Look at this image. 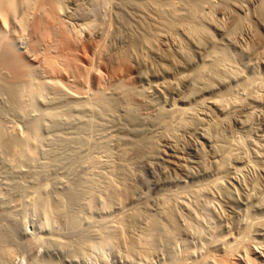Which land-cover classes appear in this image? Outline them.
<instances>
[{
  "label": "rangeland",
  "instance_id": "374dc122",
  "mask_svg": "<svg viewBox=\"0 0 264 264\" xmlns=\"http://www.w3.org/2000/svg\"><path fill=\"white\" fill-rule=\"evenodd\" d=\"M132 1L134 4L132 3L130 5V3L128 4V0H70L69 2L72 3L69 4V6H72L73 4H75V2H84L85 4L86 2H95V5H97L96 7L98 8H96L95 10L99 12L98 13L96 11L97 14L106 16H104V19L106 20V24L110 27L111 30L107 38L108 51L111 53L118 48H122V46L125 47V49L127 48L128 52L130 51V58L132 57L131 60L134 63V66H136L135 72L138 81L137 87L139 88H137V90H140L138 91L139 94L143 93V95H140L144 97L141 99L145 101L141 100V104L140 102L133 104L128 98H125L127 96L121 95V93L119 96V92L114 93L112 95L113 98L115 95H117L119 98L115 96L117 99L115 98L113 101L112 98V101L115 105L120 104L118 107L117 105L115 106V108L119 111L114 108V112H117L114 114L115 116L112 114V112L105 116V118L103 117L104 119L102 117L98 118L99 116L96 115H94V117H96L94 118L91 112H89L88 114V111H86L84 114L85 120H67L69 122L65 120L64 123V121L57 122V120H54V122H52L53 120L51 118H47L45 116L43 118L42 113L40 115L43 106L45 104H48L49 100L51 101V103L53 100V97L51 100V97L47 93L45 97L43 96L44 99L40 97L43 100L38 98L39 100H41L39 103H37L39 100L32 99L36 104L33 103L30 99H27V103L26 98H23V101L20 104V107H22L16 114H13L14 116L9 113L7 115H4L2 118L3 131H5L4 134H6V139L8 138L7 140H9V142L10 140L14 142L20 140L21 136L23 137V135L25 134L24 131H26V129L29 128L28 126H30L32 124V121H34L33 118L36 117L35 119L38 120L39 116H41L42 119L46 118L44 122V120H42L40 117V120L43 121L42 124L41 122H39L40 128L39 132L37 133H39L40 135L38 134V137H36L35 135L34 139H37L34 140V142L32 141V145L30 144V147L25 146L24 148H22V146L17 145V143L12 146L11 144H13L14 142H10L12 148H9L11 147L10 145H7L8 147L4 145V147L6 146V148H3L2 150L0 149V214L6 215L5 221L6 219L7 221H9L13 217V219H11L9 222L12 221L11 225L15 224L13 227H16L15 229L17 230L16 237L19 236L17 240L19 242H17L18 249L16 248V251H18L19 255H17V259H19L16 260L17 264H29L32 260L37 258L45 259L51 257L52 259H56L57 261L61 260L64 264H176L178 261L179 263L177 264H185L187 260L188 262H193L194 260V262H196V260L199 261L204 254L208 255L207 253H211L213 250V252L222 254L226 247V245L224 244L228 243V241L232 242L235 235H237L241 230H243L246 227V224H249L253 220V218L250 216L251 214L254 215L258 213L259 215H263L261 209L264 207V172H262V170L260 169V162L264 161V101L262 99L264 97L258 99V102L256 100L246 102L247 104L249 103V105L254 102V106L253 104L252 106L253 108H258H256L258 113L254 109L250 108L252 106L249 107L248 105H241L242 107L239 106L237 111L233 112V104L229 100H226L223 102V105L225 104L223 107L221 106V103L215 104L217 107L214 104H211L210 106V104L207 103L209 106H207L208 110H204L205 112L201 110V113L200 110L197 109L198 111L195 110L197 113L194 112V116H189L186 113H183L184 115H187L186 117L183 114L179 115L180 118L175 119L172 124L170 123L171 127L167 129V133L160 131L159 127H157L156 123L154 122V108L158 109V107L160 108V106L164 109L167 107L169 108L172 102H176V104L181 106L190 104L194 106L197 99H202V97H204V99H208V97L213 96L216 92L225 88V85L228 82H224L223 80H221V77H218L217 75L215 76L212 72H204L206 74L203 78L207 81H204L203 79H198L199 77L197 76L200 75V73L197 72H201L200 66L203 65L205 57L210 54L214 46H225V49H228L231 54L234 53V56H239V54H241L243 62L245 61L244 63L249 66V69L252 68V63L254 62L259 64L256 65L260 66L259 69L261 71H264V41L262 42L263 52L261 51L262 53H260V56L262 57L260 58H257L255 53L252 51L250 52L248 50L247 52L246 47L248 42L251 40L250 38L252 37V32H254V30H259L258 32H260V35L264 40V18L261 19L260 22V19H258L257 15H255L257 13L259 0H230L231 2L229 4L231 6L230 9L232 10V12H234V14L236 13V15L238 16L241 15L240 17L245 18V23L242 29L243 32L241 36H239L240 38L238 37L235 39L237 40L236 42L229 41L227 36L225 35L226 32L228 33L230 31V26H232L231 16H229V14L227 13L221 12L219 7L217 8V6H210L213 3L217 4L219 0H210L209 3L208 0H203V2L205 1L207 4H205V2H202V4L206 6L200 5L202 8H200L198 16L196 15L197 17L193 22L194 24L198 25L200 23V26L207 27V29L211 31L210 34L212 33L211 36L209 34V37L205 32L199 33L200 35L190 34V29H188L189 27L186 24V21H182L183 18L187 17L188 7L186 6H189L188 3L190 0H167V4L165 3L167 7L165 5L163 7L164 11L167 12V26L166 29L162 30L161 28L164 27L162 26L163 24L160 23L162 22L161 15L159 17L158 10L154 11V7L156 9L158 6L157 4L161 2V0H151V2L153 1L152 5L156 2V4H154L155 6H151L153 9L152 11H154L156 15L152 11L148 12L149 9L151 10V7L148 6V4L151 5V2L148 3V0H145L144 2H142V0L139 2L138 0H129V2ZM140 2L141 7H149L147 9L142 8L143 12L144 10H146L145 13L141 11V7H136V5ZM103 3L105 6L103 5ZM146 3L148 4L146 5ZM98 6L100 7V9ZM134 7H136L137 9ZM146 12L150 13V17L154 20L155 24H159V26H161L159 29L160 31L157 30V26V34H155V36L152 35L153 38L151 37L150 40L147 42L144 41V36L148 33H146V27L148 26L146 25V22L148 24V22L150 21V17H147L148 13L146 14ZM153 15H155L156 17H152ZM210 15L211 17L214 15L213 18L215 20H219L217 21L219 22V29L221 30L216 28V26L211 23L213 22V20L212 18H210ZM206 16L208 17V19L206 18ZM156 20L160 21L158 22ZM168 20L170 21V23ZM207 20L210 21L208 22ZM144 27L146 29H144ZM192 36L194 37V40ZM214 37L216 40L214 39ZM132 38H137L138 40L135 44V46L137 45L136 47H130L131 42L133 41ZM164 49L167 51V54H173V56H171L173 58H171L170 55H168L167 58L161 55L162 52H166ZM208 49H211L210 52H207L209 51ZM244 49H246V52L244 51ZM257 60L258 62H256ZM251 64L252 66H250ZM196 73L197 75H195ZM212 75H214L215 77H212ZM0 99V101H3L1 95ZM29 100L32 103H30ZM45 100L48 101L45 102ZM57 101L58 100H56V102ZM115 101L117 103H115ZM51 103H49V105H53ZM165 103L167 104V106ZM257 105L260 107H258ZM223 114H227L228 116L230 115L226 122H223V120L220 121V119H222V117L224 116ZM109 115H111V117L113 115V117L110 118ZM87 116L89 117L88 120H93L92 123L89 122V124H87L85 122L87 121ZM106 118L108 119L107 121ZM94 119L96 120L94 121ZM184 120H186L187 122ZM180 121H182V123L184 122L185 124L183 123L184 125H181ZM70 122L72 123L70 124ZM78 122L79 125L76 124ZM186 124L189 127H187ZM81 126L83 129L81 128ZM57 130L59 131L57 132ZM205 131H207V134L205 133ZM106 134L109 135L110 138L109 136L107 137ZM207 136L209 138H207ZM15 137H18L19 139L15 140ZM136 137L140 138L141 140H149V138L154 137L151 140L155 139V144L157 143L156 139H158V145H156L159 146L161 144L160 146L163 149L165 148L167 150V158H169L163 161L164 163L162 166H160L162 162H159L160 164L158 163L154 165V169L147 168L145 160L143 159L138 161V159L134 157V149L132 150L130 148L132 147L131 141L136 139ZM12 138H14V140H12ZM127 138L133 139H131L130 141ZM82 139L83 141L80 142V140ZM227 140H229V142L232 141L233 143L237 141V144H239V141L241 140L243 142V147L245 148L240 149L239 151L242 150L240 153L237 150L238 155L230 158L231 161H228L230 165H228L227 163V165L230 167L224 165L225 168L223 169H226V167L229 168L224 171L223 169H221V156H219L222 153L220 149V147L222 146L219 145H223L222 143H224V141L226 143ZM77 141L79 143L76 144ZM103 141L106 143V147H108L107 149H105L106 147H102L104 144ZM57 142H60V144H58ZM213 144H215L217 147L213 146ZM32 146H34V148H32ZM236 146L238 147V145ZM120 147H122V149ZM127 147L130 149H127ZM99 149L101 151H99ZM86 157L89 159H87ZM170 158L171 160H169ZM247 159H251V163H249ZM174 162L179 163L174 164ZM46 164H48V166L45 167ZM239 166L243 169L239 171L237 170V172L236 169L239 168ZM42 169L45 171H43ZM220 169L223 171L221 172ZM40 170L44 173L40 172ZM101 172L102 174H100ZM220 173H223L222 175H224L225 179L222 176L223 179H221L219 183H214V181L218 179L217 177L221 176ZM107 175H110V178L114 177L113 180L115 179V181L118 182L119 185L125 180V182H128V184L132 186V196L130 197V199H125V201L122 199L123 201L119 200L120 202H113L114 204L110 203L111 205L109 206L111 207H108L107 200L105 198V195L103 194V191L105 190L103 189V187H105V184L107 183ZM99 176H101V178ZM15 181H17L18 183L20 182V184L15 183ZM13 183H15L16 186L18 185V188L19 185H22L20 186V189H17L16 187V190H13ZM210 183L213 184L211 185ZM76 184L81 185H79L78 187ZM82 184L86 185L83 186ZM93 184H95L96 186ZM68 185L71 189L68 188ZM72 185L77 186H75L76 190H79L82 187L84 188V190L83 188L81 189L84 193H81L82 196L79 197L80 199H76L79 200L78 202L76 200H73L72 197L70 198V195L67 194V190L69 193V190H72V187H74ZM91 188L92 190H90ZM96 191H98L96 198L97 200L94 199V202L97 201L98 204L93 202L96 205H87L89 200L88 198H91L90 194L94 195L96 194ZM98 195L101 197L98 198ZM102 195H104V198ZM65 196H68L69 198L66 199ZM95 196L96 195H94V197ZM41 197H44V199ZM64 197L65 199H63ZM69 199H71L70 202H68ZM165 199H169V201H166ZM48 200H50V204ZM62 200H65V202H63ZM59 201L62 204L63 209H66V211L68 212L67 213L66 211H63V213H60L63 214V216H61L57 212H54L53 210L51 211L50 209L53 204L59 203ZM73 201L75 202V204L73 203ZM259 201L263 202H260L261 205L263 204V207L260 206L262 208L259 207ZM104 202H106V205L104 204ZM254 203L256 205H254ZM101 204L105 207L102 208ZM45 206L48 210H45ZM68 206L70 207V209ZM92 206L93 210L91 208ZM133 206L134 208L136 207L135 209H137L138 207V210H143L147 212L148 216H150L147 218V220L145 217H143L145 219H140L139 221L141 223L138 222L140 224L137 223V226H130L131 230H128L129 226H127L128 228L124 232L125 235L122 241H107L105 238L107 234L105 235V232L101 229L103 227V221L110 223V221H108L109 219H112L115 216L121 214H128L129 212H131V210L134 209ZM8 209L9 211L11 210V214L14 215H10V212L8 214ZM75 210L79 213V215ZM46 211L49 212V215H47L48 218L44 216V214H47ZM168 212L174 215L173 226L172 224H169L170 221L167 220V217L169 219L170 214ZM52 213L53 215H51ZM69 213H71V217L73 215L75 216V214L77 215V217L80 215L82 217L80 216L78 217V219L76 218V222H72L75 225H72V223L69 224L67 222L68 220L66 219V215ZM62 217L64 218V222L62 220ZM106 217L108 219H106ZM153 218L155 220L157 219V221L164 225V227H167V229L163 227V231L161 230V232H159L160 234L158 233V236H156L155 240L156 243L153 246L152 252L150 251V253L148 252L149 254H147L146 252H143L145 250L144 248H142V244V246L140 245V243H137L136 245V243L131 242L130 238L133 233H139V229L149 223L148 219ZM24 222H26V226L24 225ZM100 222L102 224H100ZM251 226L253 227L251 228L250 232H252V235L255 236V238L257 237L256 239L258 241L260 240L258 244L254 246L252 245L250 249L251 255L255 257V260L257 262L259 261V264H264V228L261 226V224L257 225V223L252 224ZM41 232H48L50 234H60L62 232V236L71 239V245L68 244V248L67 245L63 247L64 245H56L54 243H49L45 245L40 242L36 236L41 234ZM79 234H81L82 237ZM84 234L85 238L83 237ZM77 235H79L78 237L81 238H78ZM82 238L86 240V243L83 242L84 240L82 241ZM86 238L92 243H88V240ZM217 238L219 239L216 240ZM99 242L103 243L101 244ZM130 242L133 245H131ZM82 243L83 246H81V248L80 245ZM87 243L91 246L87 247ZM213 244L214 247L212 246ZM85 246L87 248H85ZM76 248H78L79 251H77ZM209 250L212 251L210 252ZM243 252L244 251L241 252V250H238L236 252L237 264H246V262L248 264L250 263L247 260L245 261L246 257L244 258L245 255ZM144 254L147 255L145 256ZM17 261L21 262L18 263Z\"/></svg>",
  "mask_w": 264,
  "mask_h": 264
},
{
  "label": "bare ground",
  "instance_id": "6f19581e",
  "mask_svg": "<svg viewBox=\"0 0 264 264\" xmlns=\"http://www.w3.org/2000/svg\"><path fill=\"white\" fill-rule=\"evenodd\" d=\"M70 0H0V95L3 101H0V149L2 150L3 148H6V146L10 145V142L13 143L14 141L9 142V140L6 139V134H4L5 131H3V124H2V118L4 115H7L9 113H11V115L16 114L20 108V104L23 101V98L30 99L33 103H35L32 99L34 100H39L38 98L42 97L44 99V97L47 95V93L49 94V97L52 100L49 102L48 100H45V102L48 101V104H45L43 106V108L41 109L42 112H40V115L42 113V117L44 118H51L54 122V120L57 122H62L65 120H85V112L88 111L87 113L89 114V112L92 113L93 117L94 115L99 116L100 117H104L107 116L108 114L112 113L113 115L117 112H114V108L115 105L114 104V99L116 98L115 95L113 98V94L114 93H118V95H125L133 104L135 103H139L142 97L141 95H143V93L140 95L137 90V76H136V72H135V67L134 63L132 62L131 58H130V54L127 50V48L125 49V47L122 46V48H118L113 52H109L108 51V46H107V38L109 35L110 27L106 24V20L104 19V16H102L101 14H97V10H95L97 7V5H95V2H86V4L84 2L82 3H76L73 4L72 6H69V4H71L69 2ZM136 1V0H135ZM141 0H138V2ZM145 0H142V2H144ZM155 1V0H153ZM153 1L151 2V0H148L147 2L150 3L151 5H149L148 3H146V5L148 4L149 7L151 6H155L154 4H156V2L152 5ZM157 1V0H156ZM171 1V0H169ZM177 1V0H176ZM185 1V0H184ZM189 1V0H188ZM207 1V0H205ZM204 1V2H205ZM213 1V0H212ZM211 1V2H212ZM74 2V1H73ZM80 2V1H77ZM98 2V1H97ZM126 2V1H125ZM167 0H161V2H157L158 6L155 9L154 7V11L158 10L159 13V17L161 15V20L164 28L162 29H166L167 26V12L164 11L163 7L164 5L167 7ZM183 2V1H182ZM203 0H190L188 5L186 6L188 7V14L186 18H183L182 21H186V24L188 25V29L190 34L193 35H200L199 33L201 32H205L207 34V36L209 37L210 34V30L207 29V27L204 26H200V23L194 24V20L195 18L198 16L199 10L200 8H202L200 5L206 6L204 4H202ZM203 2V3H204ZM210 2V0H208V3ZM230 0H219V2L213 3L210 6H217V8L219 7L220 11L223 13H227L229 14V16H231L232 18V26H230V31L227 33L226 32V36L228 38L229 41L231 42H236L237 40H235L236 38H238L239 36H241L242 34V29H243V25L245 23V18L240 17L238 15H236V13L234 14V12H232V10L230 9ZM234 2V1H233ZM99 3V2H98ZM101 3V2H100ZM124 3V2H123ZM130 3V5L133 3L129 2L128 0V4ZM166 3V4H165ZM184 3V2H183ZM186 3V2H185ZM97 4V3H96ZM106 4V3H105ZM121 4V3H120ZM125 4V3H124ZM134 4V3H133ZM136 4V3H135ZM139 4V5H138ZM136 5V7L140 8L141 6V2L138 3ZM143 4V3H142ZM169 4V2H168ZM174 4V3H173ZM187 4V3H186ZM205 4H207L205 2ZM237 4V3H235ZM104 5V3H103ZM145 5V3H144ZM143 5V6H144ZM232 5V4H231ZM234 5V3H233ZM105 6V5H104ZM103 6V7H104ZM236 6V5H235ZM238 6V5H237ZM99 7V6H98ZM131 7V6H130ZM133 7V6H132ZM134 7V8H136ZM147 7V6H145ZM147 7V8H149ZM208 7V6H207ZM141 7V11L143 12V9H147V8H143ZM174 8V7H173ZM172 8V9H173ZM177 8V6H176ZM214 8V7H213ZM212 8V9H213ZM98 9V8H97ZM100 9V7H99ZM118 9V8H117ZM137 9V8H136ZM208 9V8H207ZM140 10V9H139ZM152 7L151 10L149 9L148 12L152 11ZM166 10V9H165ZM174 10V9H173ZM97 11V12H96ZM102 11V10H101ZM146 10H144L143 13H145ZM152 11V12H154ZM210 11V9H209ZM208 11V12H209ZM214 11V10H213ZM146 12V14L148 13ZM151 12V14H152ZM157 12V11H156ZM99 13V12H98ZM126 13V12H125ZM155 13V12H154ZM184 13V12H183ZM255 13V12H253ZM123 14V13H122ZM130 14V13H129ZM149 14V15H148ZM147 14V17L151 16L150 13ZM166 14V15H165ZM174 14V13H173ZM203 14V13H202ZM156 15V13H155ZM155 15H153L152 17H154ZM197 15V16H196ZM257 15V18L261 19L264 18V0H259V5H258V9H257V13L255 14ZM203 16V15H202ZM214 16V15H213ZM213 16L210 18H212L213 25L216 26V28H220L219 26V20H215L213 18ZM217 16V15H216ZM106 17V16H105ZM145 17V16H144ZM156 17V16H155ZM175 17V16H174ZM178 17V16H177ZM183 17V16H182ZM181 17V18H182ZM228 17V16H227ZM206 18L208 19V17L206 16ZM150 19V24L148 22H146V25H148L146 28L144 27V29H146V33L144 36V41L147 42L150 40V38L152 37V35L155 36V34H157L158 31H156V28L158 26V29H160L161 26H159V24H155L154 20ZM180 19V18H179ZM185 19V20H184ZM211 20V21H212ZM122 21V20H121ZM140 21V20H139ZM158 21V20H156ZM160 21V20H159ZM158 21V22H159ZM169 21V20H168ZM171 21V19H170ZM169 21V23H170ZM201 21V20H200ZM208 21V20H207ZM210 21V20H209ZM208 21V22H209ZM264 21V19H263ZM156 22V23H158ZM198 23V21H197ZM202 23V22H201ZM222 23V22H221ZM247 23V22H246ZM127 24V23H126ZM185 24V23H184ZM186 25V27H187ZM205 25V24H204ZM117 26V25H116ZM127 26V25H126ZM182 26V25H181ZM207 26V25H206ZM210 26V25H209ZM208 26V27H209ZM258 26V25H257ZM130 27V26H129ZM173 27V26H172ZM185 27V26H184ZM224 27V26H223ZM132 28V27H131ZM140 28V27H139ZM252 28V27H251ZM120 29V28H119ZM186 29V28H185ZM210 29V28H209ZM116 30V29H115ZM221 30V29H219ZM160 31V30H159ZM259 31V30H258ZM256 30H254V32H252V37L250 38L251 40L248 42L247 44V52L248 50L251 52H254L256 57L260 58L262 56H260V53H262V42L264 41L260 35V32H258ZM156 32V33H155ZM214 32V31H213ZM160 33V32H159ZM204 33V34H205ZM212 34V33H211ZM210 34V36H211ZM128 36V35H127ZM158 37V36H157ZM191 37V36H190ZM216 37V36H215ZM214 37V39H215ZM153 38V37H152ZM193 40L194 37L192 36ZM240 38V37H239ZM244 38V37H243ZM133 41L131 42V46H135V44L137 43V38H132ZM143 39V38H142ZM216 40V39H215ZM140 41V38H139ZM200 41V40H199ZM210 41V40H209ZM225 41V40H224ZM141 43V42H140ZM247 43V42H246ZM144 44V43H143ZM127 45V44H126ZM199 45V44H198ZM137 46V45H136ZM135 46V47H136ZM200 46V45H199ZM202 46V45H201ZM214 46V45H213ZM204 47V46H203ZM129 48V47H128ZM229 48V47H228ZM125 49V50H124ZM130 49V48H129ZM154 49V48H153ZM212 49V48H211ZM210 49V50H211ZM165 50V49H164ZM162 50V51H164ZM209 50V49H208ZM207 51V52H210ZM132 51V50H131ZM156 51V50H155ZM166 51V50H165ZM172 51V50H171ZM204 51V50H203ZM244 51L246 52V49H244ZM243 51V52H244ZM262 51V52H261ZM242 52V53H243ZM164 53V54H163ZM180 54V53H179ZM234 54V53H233ZM233 54H231V52L228 49H225L224 47H219L214 46V48L211 50L210 54L207 55L205 57V63L203 62V65L200 66L201 72H197L200 73V75H197V73L195 75H197L196 77L198 79H203L205 80L203 77L206 73L212 72L215 76L217 75L218 77H221L224 82H228L225 85V88L223 90H220L218 92H216L213 96L208 97V99H204V97H202V99H197L196 103L194 104V106H192V104L190 105H178L176 104V102H172L170 107L167 108H162L160 105V108L158 107V109L154 108L155 112V116H154V122L156 123L157 127H159V130L162 132H166L167 133V129L169 127H171L170 123L172 124V122L177 119L180 118L179 115L186 113L187 115H193L194 112L200 110V112L202 113L201 110H208L207 106H209L208 104H217V103H221V106L223 107V102L226 100H229L233 106V112H236L238 107L241 105H248L249 107L254 106V102L251 103V105H249V103L247 104L246 102H251L252 100H258L262 97H264V71H261L259 69L260 66H258V63H252L250 66H252L251 69H249V66L247 64H245L243 62V58L241 57V54H239V56H234ZM238 54V53H237ZM249 54V53H248ZM164 57L167 58L168 55L173 56V54H167L166 52H162V54ZM262 55V54H261ZM176 56V55H175ZM169 57V58H170ZM251 57V56H250ZM165 58V59H166ZM173 58V57H171ZM256 60V59H255ZM179 61V59H178ZM182 61V60H181ZM165 62V61H164ZM258 62V60L256 61ZM258 64V65H256ZM200 71V70H199ZM203 72V73H202ZM206 72V73H204ZM194 75V76H195ZM211 75V73H210ZM212 75V77L214 76ZM214 76V77H215ZM189 77V76H188ZM209 77V76H208ZM214 79V78H213ZM215 80V79H214ZM200 81V80H199ZM198 81V82H199ZM196 82V81H195ZM201 83V82H200ZM208 83V82H205ZM225 84V83H224ZM161 85V84H160ZM206 85V84H205ZM163 86V85H162ZM140 87V86H139ZM159 87V86H158ZM203 87V86H202ZM139 89V88H138ZM209 89V88H208ZM263 94V95H262ZM52 95V96H51ZM212 95V94H211ZM3 96V97H2ZM44 96V97H43ZM118 97V96H117ZM4 98V99H3ZM42 98H40L41 100H43ZM48 98V97H47ZM113 98V101H112ZM119 98V97H118ZM121 98V97H120ZM124 98V97H123ZM167 98V97H166ZM117 99V98H116ZM264 101V98H262ZM261 99V101H262ZM1 100V99H0ZM29 100L30 103H32ZM41 100H39L37 103H39ZM55 100V101H54ZM56 100H58L57 102L60 103L58 104L56 102ZM126 100V99H125ZM54 101V103H53ZM120 101V100H119ZM145 101V100H143ZM28 103V100L26 101ZM56 102V103H55ZM258 102V101H257ZM29 103V105H30ZM44 103V102H43ZM49 103L53 104V105H49ZM115 103H117L115 101ZM120 103V102H119ZM167 103V102H166ZM165 103V104H166ZM208 103V104H207ZM229 103V102H228ZM246 103V104H245ZM36 104V103H35ZM58 104V105H55ZM141 104V102H140ZM170 104V103H168ZM23 105V104H22ZM39 105V104H38ZM120 104L117 105V107ZM132 105V104H131ZM156 105V104H155ZM162 105V104H161ZM27 106V105H26ZM40 106V105H39ZM157 106V105H156ZM165 106V105H164ZM167 106V104H166ZM216 106V105H215ZM250 107L251 109H254L255 111H257L256 108ZM258 106V105H257ZM24 107V106H23ZM217 107V106H216ZM219 107V105H218ZM242 107V106H241ZM260 107V106H258ZM140 108V107H139ZM144 108V107H143ZM24 109V108H23ZM116 109V108H115ZM122 109V108H121ZM153 109V108H152ZM198 109V110H197ZM260 109V108H259ZM118 110V109H116ZM115 110V111H116ZM125 110V109H124ZM196 110V111H195ZM224 110V109H223ZM264 110V109H263ZM262 110V111H263ZM28 111V110H27ZM119 111V110H118ZM210 111V110H209ZM215 111V110H214ZM227 111V110H226ZM252 111V112H255ZM205 112V111H204ZM225 112V111H224ZM261 112V111H260ZM90 113V115H91ZM94 113V114H93ZM124 113V112H123ZM128 113V112H127ZM131 113V112H130ZM129 113V115H130ZM143 113V112H142ZM197 113V112H196ZM195 113V114H196ZM258 113V111H257ZM264 113V112H263ZM149 114V113H148ZM184 115L185 117L187 115ZM217 114V113H216ZM229 114V113H228ZM112 115V117H113ZM224 115V114H223ZM233 115V114H232ZM256 115V114H255ZM14 116V115H13ZM115 116V115H114ZM183 116V117H184ZM188 116V117H189ZM194 116V115H193ZM191 116V117H193ZM230 116V115H229ZM229 116L226 114L222 117V119H220V121L223 120V122H226L227 119L229 118ZM242 116V115H241ZM9 117V116H8ZM17 117V116H16ZM39 116V120H40ZM41 117V119H42ZM92 117V116H90ZM110 118L111 115H109ZM136 117V116H135ZM182 117V116H181ZM237 117V116H236ZM36 118V117H35ZM33 118L34 121H32V124L30 126H28L29 128L26 129V131H24V135L23 137L21 136L20 140L15 141L13 144H11L12 146H14V144L17 143V145L22 146V148H24L25 146L30 147L32 145V141L34 142L35 135L36 137H38L37 135L39 133V126L40 123L42 124V120H38ZM88 116H87V121H85L87 124H89V122L92 123L93 120L90 121V119L88 120ZM96 118V117H94ZM101 118V119H102ZM103 118V119H104ZM108 118V117H107ZM106 118V121L108 120ZM239 118V117H238ZM249 118V117H248ZM13 119V118H12ZM11 119V120H12ZM18 119V118H17ZM64 119V120H63ZM100 119V120H101ZM96 119H94L95 121ZM99 120V121H100ZM129 120V119H128ZM136 120V119H135ZM172 120V121H171ZM180 120V119H178ZM183 120V119H182ZM15 121V120H14ZM18 121V120H17ZM76 121V122H77ZM133 121V120H132ZM186 121V120H184ZM242 121V120H241ZM5 122V121H4ZM3 122V123H4ZM11 122V121H10ZM13 122V121H12ZM47 122V121H46ZM69 122V121H67ZM75 122V121H73ZM84 122V121H83ZM134 122V121H133ZM181 122V125L184 123ZM187 122V121H186ZM72 122H70L71 124ZM99 123V122H98ZM101 123V122H100ZM215 123V122H213ZM250 123V122H249ZM13 124V123H12ZM17 124V123H16ZM15 124V125H16ZM56 124V123H55ZM77 125H79V122L76 123ZM83 124V123H82ZM85 124V125H87ZM149 124V123H148ZM185 124V123H184ZM183 124V125H184ZM69 125V124H68ZM81 125V124H80ZM84 125V124H83ZM102 125V124H101ZM118 125V124H117ZM137 125V124H136ZM187 125V124H186ZM5 126V125H4ZM43 126V125H42ZM13 127V126H12ZM19 127V126H18ZM56 127V126H55ZM59 127V126H58ZM62 127V125H61ZM77 127V126H76ZM174 127V126H173ZM187 127H189L187 125ZM82 128V126H81ZM117 128V127H116ZM44 129V128H43ZM48 129V128H47ZM57 129V128H56ZM83 129V128H82ZM85 129V128H84ZM103 129V128H102ZM115 129V128H114ZM158 129V128H157ZM172 129V128H171ZM169 129V130H171ZM205 129V128H204ZM42 130V129H41ZM135 130V129H134ZM168 130V132H169ZM206 130V129H205ZM17 131V130H16ZM59 130H57L58 132ZM88 131V130H87ZM106 131V130H105ZM133 131V130H132ZM137 131V130H136ZM156 131V130H155ZM154 131V132H155ZM19 132V131H18ZM43 132V131H42ZM108 132V131H107ZM112 132V131H111ZM141 132V131H140ZM171 132V131H170ZM207 131H205L206 133ZM211 132V131H210ZM41 133V132H40ZM81 133V132H80ZM98 133V132H97ZM191 133V132H190ZM227 133V132H226ZM60 134V133H59ZM122 134V133H121ZM173 134V133H172ZM176 134V133H175ZM207 134V133H206ZM262 134V133H261ZM40 135V134H39ZM81 135V134H80ZM107 135V134H106ZM113 135V133H112ZM209 135V134H208ZM260 135V134H259ZM57 136V135H56ZM62 136V135H60ZM109 135H107L108 137ZM116 136V135H115ZM124 136V135H123ZM154 136V135H153ZM167 136V135H166ZM204 136V135H203ZM249 136V135H248ZM19 137V136H18ZM15 137L16 139L19 138ZM59 137V135H58ZM69 137V136H68ZM74 137V136H72ZM82 137V136H81ZM113 137V136H112ZM126 137V136H125ZM143 137V136H140ZM152 137V135H151ZM163 137V136H162ZM206 137V136H205ZM264 137V136H263ZM62 138V137H60ZM79 138V137H78ZM84 138H88V137H84ZM110 138V136H109ZM108 138V139H109ZM124 138V137H123ZM135 138V137H134ZM145 138V137H144ZM154 138V137H153ZM153 138H149V140H141L140 138L134 139L133 141H131V139L133 138H127L129 139L132 143L130 147L132 150L134 149V157L139 160H145V163L147 165V168L151 169V168H155L154 165L158 164L159 162L162 164L160 166L163 165V161L167 160V150L164 148H162L160 145L157 146L158 144V139H156V144H155V139L151 140ZM207 138H209L207 136ZM49 139V138H48ZM58 139V138H57ZM73 139V138H71ZM70 139V140H71ZM115 139V138H114ZM219 139V138H218ZM221 139V138H220ZM229 139V138H228ZM254 139V138H253ZM12 140H14V138H12ZM41 140V139H40ZM53 140V139H52ZM76 140V139H75ZM165 140V139H164ZM223 140V139H222ZM230 140V139H229ZM229 140L224 141V143H222L223 145H219L222 146L220 147L219 151H220V162L222 163V168L220 167L221 163L218 165L221 169L225 168V166L230 165L229 162L231 161V157L233 156H237V150L240 153L241 151H239L240 149H243L245 147H243V142L240 140L239 144L233 143L232 141L229 142ZM79 141V140H78ZM76 142L79 143V142ZM83 141L80 140V142ZM126 141V140H125ZM124 141V142H125ZM36 142V141H35ZM38 142V141H37ZM70 142V141H68ZM94 142V141H93ZM104 142V141H103ZM221 142V141H220ZM242 142V144H241ZM259 142V141H258ZM58 143V142H57ZM84 143V142H83ZM95 143V142H94ZM97 143V142H96ZM111 143V142H110ZM130 143V142H129ZM160 143V142H159ZM31 144V145H30ZM60 144V142L58 143ZM82 144V143H81ZM88 144V143H87ZM98 144H102V143H98ZM167 144V143H166ZM217 144V143H216ZM254 144V143H253ZM258 144V143H257ZM256 144V145H257ZM4 145H6L4 147ZM10 145V146H11ZM15 145V146H17ZM79 145V144H78ZM115 145V144H114ZM130 145V144H129ZM127 145V146H129ZM238 145V147L236 146ZM7 146V147H8ZM9 147V148H12ZM98 146H102V145H98ZM125 146V145H124ZM166 146V145H165ZM213 146H216L215 144H213ZM39 147V146H38ZM71 147V146H70ZM77 147V145H76ZM102 147H106V143L104 142ZM115 147V146H114ZM169 147V146H168ZM217 147V146H216ZM260 147V146H259ZM262 147V146H261ZM21 148V147H20ZM32 148H34V146H32ZM64 148V147H63ZM108 147H106L105 149H107ZM122 149V147H120ZM126 148V147H125ZM127 147V149H130ZM171 148V147H170ZM28 149V148H27ZM30 149V148H29ZM39 149V148H38ZM126 149V151H127ZM0 150V151H1ZM6 150V149H4ZM9 150V149H8ZM73 150V149H72ZM92 150V149H91ZM33 151V149H32ZM35 151V150H34ZM54 151V150H53ZM64 151V150H63ZM81 151V150H80ZM89 151V150H88ZM99 151H101L99 149ZM217 151V152H219ZM264 151V150H263ZM96 152V151H95ZM103 152V150H102ZM112 152V151H111ZM1 153V152H0ZM4 153V152H3ZM6 153V152H5ZM64 153V152H63ZM105 153V151H104ZM127 153V152H126ZM21 154V153H20ZM50 154V153H49ZM67 154V153H66ZM112 154V153H111ZM122 154V153H121ZM17 155V154H16ZM53 155V154H52ZM93 155V154H92ZM170 155V154H169ZM65 156V155H64ZM76 156V155H75ZM103 156V154H102ZM178 156V155H177ZM96 157V156H95ZM179 157V156H178ZM239 157V156H238ZM244 157V156H243ZM262 157V156H261ZM3 158V157H2ZM5 158V157H4ZM58 158V157H57ZM62 158V157H61ZM87 158V157H86ZM98 158V156H97ZM218 158V159H219ZM45 159V158H44ZM55 159V158H54ZM53 159V160H54ZM89 159V158H87ZM93 159V158H92ZM102 159V158H100ZM238 159V158H237ZM51 160V159H50ZM74 160V158H73ZM82 160V159H81ZM80 160V161H81ZM98 160V159H97ZM107 160V159H106ZM112 160V159H111ZM171 160V158L169 159ZM168 160V161H169ZM230 160V161H229ZM251 159H247V161L249 163H251L250 161ZM41 161V160H40ZM55 161V160H54ZM83 161V160H82ZM93 161V160H92ZM176 161V160H173ZM172 161V162H173ZM229 161V162H228ZM49 162V161H48ZM77 162V161H76ZM96 162V159H95ZM100 162V161H99ZM104 162V161H103ZM128 162V161H127ZM247 162V164H248ZM259 162V161H257ZM69 163V162H67ZM85 163V162H84ZM91 163V162H90ZM102 163V161H101ZM110 163V162H109ZM126 163V162H125ZM138 163V162H137ZM144 163V164H145ZM159 163V164H160ZM179 163V162H177ZM174 162V164H177ZM228 163V165H227ZM255 163V162H253ZM252 163V164H253ZM262 163V165H261ZM42 164V163H41ZM56 164V163H55ZM79 164V163H78ZM82 164V163H81ZM123 164V163H121ZM61 165V164H60ZM71 165V164H70ZM90 165V164H89ZM99 165V163H98ZM107 165V164H106ZM109 165V164H108ZM167 165V164H166ZM225 165V166H224ZM254 165V164H253ZM48 166V164L45 165V167ZM57 166V165H55ZM112 166V165H111ZM116 166V165H115ZM124 166V165H123ZM178 166V165H176ZM255 166V165H254ZM261 166V167H260ZM260 169L262 170V172H264V161L260 162ZM99 167V166H98ZM174 167V166H173ZM230 167V166H228ZM226 167V169L228 168ZM238 167V166H237ZM48 168V167H47ZM45 168V169H47ZM117 168V167H116ZM161 168V167H160ZM218 168V167H217ZM233 168V167H232ZM60 169V168H59ZM93 169V167H92ZM169 169V168H168ZM220 169V170H221ZM226 169H223L224 171H226ZM229 169V168H228ZM236 169V168H235ZM243 169L242 167L237 168L236 171ZM247 169V168H246ZM43 170V169H42ZM221 170V172L223 171ZM233 170V169H232ZM2 171V170H1ZM36 171V170H35ZM45 171V170H43ZM105 171V170H104ZM107 171V170H106ZM167 171V170H166ZM235 171V172H236ZM237 171V172H238ZM40 172H42L40 170ZM66 172V171H65ZM74 172V171H73ZM35 173V172H34ZM44 173V172H42ZM41 173V174H42ZM85 173V172H84ZM92 173V172H91ZM105 173V172H104ZM234 173V172H233ZM96 174V172H95ZM102 174V172L100 173ZM107 174V173H106ZM221 174V173H220ZM223 174V173H222ZM220 177H217L218 179H214V183H219V181H221V179H223L224 175H222ZM225 174V172H224ZM227 174V173H226ZM237 174V173H236ZM43 175V174H42ZM46 175V174H45ZM105 175V174H104ZM37 176V175H36ZM89 176V175H87ZM102 176V175H101ZM101 176H99L101 178ZM110 175H107L106 177V183L105 187H103V189H105L103 192V194L105 195V198L107 200V205L108 207H111L109 205H111L113 202H120L119 200H127L128 198L130 199V197L132 196V186H130L128 184V182H124L121 183L119 185L118 182L115 181V179L113 180V178L109 177ZM125 176V175H124ZM223 176V177H222ZM227 176V175H225ZM231 176V175H230ZM44 177V176H43ZM112 177V175H111ZM40 178V176H39ZM63 178V177H61ZM99 178V179H100ZM103 178V177H102ZM105 178V177H104ZM9 179V178H8ZM92 179V178H91ZM97 179V178H96ZM225 179V177H224ZM23 180V179H22ZM50 180V179H49ZM64 180V179H63ZM87 180V179H86ZM98 180V179H97ZM3 181V180H2ZM48 181V180H47ZM61 181V180H60ZM73 181V180H72ZM80 181V179H79ZM83 181V180H81ZM96 181V180H94ZM102 181V180H101ZM122 181V180H121ZM128 181V179H127ZM258 181V180H257ZM256 181V182H257ZM49 182V181H48ZM64 182V181H63ZM92 182V181H91ZM99 182V181H97ZM259 182V181H258ZM15 183L20 184V182L18 183L17 181H15ZM15 183H13L14 185H12L16 190V186ZM44 183V182H43ZM53 183V182H51ZM89 183V182H88ZM87 183V184H88ZM206 183V182H205ZM264 183V182H263ZM67 184V183H66ZM70 184V183H69ZM200 184V183H199ZM211 184V183H210ZM213 184V183H212ZM211 184V185H212ZM225 184V183H224ZM22 185V184H21ZM17 187V189H20ZM47 185V184H46ZM56 185V184H55ZM77 185V184H76ZM75 185V186H76ZM78 184L77 186L79 187ZM83 185V184H82ZM86 185V184H84ZM83 185V186H84ZM95 185V184H93ZM98 185V183H97ZM135 185V184H134ZM3 186V185H2ZM39 186V185H38ZM44 186V185H43ZM69 186V185H68ZM74 186V185H72ZM71 186V187H72ZM74 186V187H75ZM76 186V187H77ZM91 186V185H90ZM96 186V185H95ZM101 186V185H100ZM199 186V185H198ZM217 186V185H216ZM37 187V186H36ZM48 187V186H47ZM72 187V190H67V194L70 195V198L72 197L73 200L76 199H80L79 197L82 196L81 193L83 192L81 189V186L76 190V187L74 188ZM92 187V186H91ZM99 187V186H98ZM5 188V187H4ZM22 188V187H21ZM43 188V187H42ZM59 188V187H58ZM70 188V186L68 187ZM45 189V188H44ZM47 189V188H46ZM71 189V188H70ZM87 189V188H86ZM102 189V190H103ZM84 190V188H83ZM92 190V188L90 189ZM98 190V189H95ZM94 190V191H95ZM264 190V189H263ZM38 191V190H37ZM40 191V190H39ZM87 191V190H85ZM45 192V191H44ZM58 192V191H57ZM97 192L96 191V195L94 197V195L90 194L91 198H88V203L89 206H91L97 198ZM15 193V192H14ZM84 193V192H83ZM263 193V192H262ZM41 194V193H40ZM59 194V193H58ZM65 194V193H63ZM66 194V195H67ZM88 194V193H87ZM102 194V193H101ZM99 194V195H101ZM37 195V194H36ZM44 195V194H43ZM50 195V194H49ZM98 195V198L101 197ZM104 195L103 198H104ZM263 195V194H262ZM45 196V195H44ZM85 196V195H84ZM66 197V196H65ZM65 197L63 199H65ZM89 197V196H88ZM94 197V198H93ZM163 197V196H162ZM166 197V196H165ZM264 197V196H263ZM44 199V197H41ZM49 198V197H48ZM69 198L68 196L66 197V199ZM82 198V197H81ZM85 198V197H84ZM257 198V197H256ZM38 199V198H37ZM62 199V198H60ZM134 199V198H133ZM163 199V198H162ZM167 199V198H166ZM165 199V200H166ZM71 199H69L68 202H70ZM97 200V199H96ZM122 200V201H123ZM135 200V199H134ZM164 200V199H163ZM176 200V199H175ZM259 200V199H257ZM12 201V200H11ZM54 201V200H53ZM63 201V200H62ZM77 202L79 200H76ZM99 201V200H98ZM166 201H169L166 200ZM165 201V202H166ZM172 201V200H171ZM263 201V198H262ZM262 201H259L262 202ZM39 202V201H38ZM44 202V201H43ZM49 204H50V200H48ZM47 202V204H48ZM52 202V201H51ZM55 202V201H54ZM57 202V201H56ZM65 202V200L63 201ZM67 202V201H66ZM82 202V201H81ZM94 202V203H93ZM117 202V203H118ZM164 202V203H165ZM257 202V201H256ZM264 202V201H263ZM262 202V203H263ZM5 203V202H4ZM72 203V201H71ZM73 203L75 204V202L73 201ZM111 203V204H110ZM127 203V202H126ZM253 203V202H252ZM39 204V203H38ZM53 204V203H52ZM51 204V205H52ZM98 204V203H97ZM104 204L106 205V202H104ZM114 204V203H113ZM166 204V203H165ZM3 205V203H2ZM42 205V204H41ZM69 205V204H68ZM86 205V204H85ZM86 205V206H87ZM96 205V204H94ZM102 205V204H101ZM253 205V204H252ZM254 205H256L254 203ZM263 205V204H262ZM261 203L259 205L262 206ZM5 206V205H4ZM66 206V204H65ZM64 206V207H65ZM99 206V205H98ZM130 206V205H129ZM264 206V205H263ZM262 206V207H263ZM50 207V206H49ZM69 207V206H68ZM67 207V208H68ZM97 207V206H96ZM105 207L102 205V208ZM161 207V206H160ZM260 207V208H262ZM2 208V207H1ZM41 208V207H40ZM93 210V206L91 207ZM90 208V209H91ZM134 208V206H133ZM136 208V207H135ZM133 209L131 210V212H129L128 214H121L118 216H115L112 219H109L108 221H110V223L103 221V227L101 228L105 233L104 237L106 238L107 241H122L124 238V232L125 230H127V226H129L128 230L130 229V226H137V223L140 222L139 220L141 219H145L147 220V218L150 216H148L147 212L143 211V210H138L137 209ZM254 208V207H253ZM264 208V207H263ZM262 208V209H263ZM46 206H45V210H46ZM51 211L53 210L54 212H57L58 214L63 213V211H66V209L64 210L62 207V204L60 203H55L52 205V207L50 208ZM70 209V207H69ZM96 209V208H94ZM131 209V208H130ZM173 209V208H172ZM261 212L263 215H259L257 214H251L250 216L253 218V220L249 223L246 224L245 228L243 230H239L240 232L235 235L233 241L226 243L224 245H226L225 250L222 254H218L216 252H213L212 250H209L211 253H207L208 255H203V257H201V259L199 261L196 260V262H187L185 264H237L236 262V252L238 250L244 251V258L245 261L247 260L248 262H250L249 264H259L256 260L255 257H253L251 255L250 249L252 247V245H256L259 243V241L255 238V236L252 235V232H250L251 228L254 226H251L252 224H261V226L264 228V209ZM1 210V209H0ZM7 210V209H6ZM48 210V209H47ZM72 210V209H71ZM165 210V209H164ZM11 211V210H10ZM9 209H8V214H9ZM76 211V210H75ZM47 214L44 216H46L48 218L47 215H49V212L46 211ZM44 212V213H46ZM67 212V211H66ZM71 212V211H70ZM73 212V211H72ZM77 212V211H76ZM83 212V211H82ZM103 212V211H102ZM162 212V211H161ZM172 212V210H171ZM2 213V212H1ZM6 213V212H5ZM65 213V212H64ZM68 213V212H67ZM75 213V212H74ZM73 213V214H74ZM85 213V212H84ZM166 213V212H165ZM170 213V212H168ZM66 214V213H65ZM77 214L79 215V213L77 212ZM10 215H14L11 214ZM9 215V217H10ZM53 215V213L51 214ZM50 215V216H51ZM61 216H63V214H60ZM84 215V214H83ZM164 215V214H163ZM253 215V216H252ZM5 216L6 215H1L0 214V264H17L16 260L17 259V255H18V251H16V248L18 249L17 246V240L18 237H16V232L17 230L15 229L16 227H13L14 225H11V222H9L11 219H13V217L7 221H5ZM8 216V215H7ZM49 216V217H50ZM57 216V215H56ZM59 216V215H58ZM65 216V215H64ZM67 222L70 223H75L76 222V218L78 219V216L75 214V218L71 217V213L67 214ZM85 216V215H84ZM173 214L170 213L169 214V219L167 217V220L170 221L169 224H172V226L174 225V220H173ZM82 217V216H81ZM86 217V216H85ZM145 217V218H143ZM51 218V217H50ZM49 218V219H50ZM57 218V217H56ZM90 218V217H89ZM152 218V217H151ZM248 218V217H247ZM18 219V218H17ZM24 219V218H23ZM46 219V218H45ZM64 218L62 217V220ZM82 219V218H81ZM105 219V218H104ZM103 219V220H104ZM106 219H108L106 217ZM47 220V219H46ZM80 220V218H79ZM84 220V218H83ZM149 223L146 226L141 227L140 232L136 233L131 236L130 240L132 243H140V245L142 244L145 251L147 254L150 253V251L152 252L153 246L156 243V236H158V233L161 232V230L163 231V227L164 225H162L159 221H157V219L155 220L153 219H148ZM26 221V220H25ZM114 221V222H112ZM164 221V220H163ZM176 221V220H175ZM48 222V221H47ZM56 222V221H55ZM64 222V220H63ZM66 222V223H67ZM85 222V221H84ZM99 222V221H98ZM112 222V223H111ZM249 222V221H248ZM247 222V223H248ZM25 226H26V222H24ZM72 225H75L73 224ZM78 223V220H77ZM141 223V222H140ZM138 223V224H140ZM145 223V222H144ZM80 224V223H79ZM82 224V223H81ZM100 224H102L100 222ZM99 224V225H100ZM23 225V224H22ZM48 225V224H47ZM57 225V224H56ZM70 225V226H72ZM45 226V225H44ZM91 226V225H90ZM139 226V225H138ZM171 226V225H170ZM260 226V225H259ZM24 227V226H23ZM133 227V228H134ZM66 228V227H65ZM68 228V227H67ZM167 229V227H164ZM262 228V229H263ZM77 229V228H75ZM87 229V228H86ZM137 229V230H138ZM173 229V228H172ZM171 229V230H172ZM27 230V229H25ZM165 230V229H164ZM264 230V229H263ZM92 231V230H91ZM99 231V230H98ZM97 231V233H98ZM81 232V231H80ZM137 232V231H136ZM62 233V232H61ZM60 234H50V233H46V232H41V234L36 235L38 240L40 242H42L43 244H49V243H54L56 245H64L63 247H65L67 245L68 248V244L71 245V239L69 240L68 238L62 236ZM77 233V231H76ZM85 233V232H83ZM215 233V232H214ZM82 234V233H81ZM81 234H79L81 236ZM87 234V233H86ZM132 234V233H131ZM160 234V233H159ZM254 234V233H253ZM74 235V234H73ZM72 235V236H73ZM77 235V237L79 236ZM103 235V234H102ZM232 235V234H231ZM70 236V235H69ZM227 236V235H226ZM68 237V236H67ZM74 237V236H73ZM82 237V236H81ZM78 237V238H81ZM83 237L85 238V234L83 235ZM88 237V236H87ZM130 237V235H129ZM174 237V236H173ZM223 237V236H222ZM76 239V237H75ZM87 239V238H86ZM219 238H217L216 240H218ZM78 240V239H77ZM84 239L82 238V241ZM88 240V239H87ZM264 240V239H263ZM71 241V242H70ZM79 241V240H78ZM81 241V242H82ZM104 241V240H102ZM221 241V240H219ZM83 242L86 243V240H84ZM91 242L88 240V243ZM125 242V241H123ZM130 242V244H131ZM224 242V241H223ZM227 242V241H225ZM19 243V242H18ZM79 243V242H78ZM87 243V244H88ZM92 243V242H91ZM101 243V242H99ZM98 243V244H99ZM103 243V242H102ZM101 243V244H102ZM118 243V242H115ZM214 243V242H213ZM261 243V242H260ZM76 244V243H75ZM74 244V245H75ZM95 244V243H93ZM128 244V243H127ZM19 245V244H18ZM52 245V244H50ZM49 245V246H50ZM55 245V246H56ZM85 245V244H84ZM129 245V244H128ZM133 245V244H131ZM141 245V246H142ZM216 245V242H215ZM264 245V244H263ZM83 246V243L80 245V247ZM87 246V245H86ZM87 247H90L91 245L88 244ZM214 247V244L212 245ZM260 246V245H259ZM62 247V246H61ZM76 247V246H75ZM79 247V246H78ZM120 247V246H119ZM139 247V246H138ZM73 248V247H72ZM82 248V247H81ZM129 248V247H128ZM217 248V247H216ZM71 249V248H70ZM77 251H79L78 248H76ZM84 249V248H83ZM155 249V248H154ZM215 249V248H213ZM253 249V248H252ZM132 250V249H131ZM142 250V249H141ZM76 251V253H77ZM81 251V250H80ZM135 251V250H134ZM140 251V250H139ZM192 251V250H191ZM205 251V250H204ZM207 251V250H206ZM17 252V253H16ZM72 252V250H71ZM149 252V253H148ZM188 252V251H187ZM79 254V253H78ZM133 254V253H132ZM146 254V255H147ZM73 255V254H71ZM70 255V256H71ZM80 255V254H79ZM145 255V254H144ZM145 255V256H146ZM19 256V255H18ZM76 256V255H75ZM182 257V256H181ZM71 258V257H70ZM69 258V259H70ZM62 259V258H61ZM75 259V258H74ZM181 259V258H180ZM21 260V259H20ZM73 260V259H72ZM177 260V259H176ZM61 260L57 261L56 259H52L51 258H45V259H34L32 260L29 264H64L62 263ZM175 261V260H174ZM173 261V262H174ZM178 261V260H177ZM181 261V260H180ZM190 261V259H189ZM18 262V261H17ZM21 261H19L18 263H20ZM64 262V261H63ZM179 263V261L177 262ZM176 263V264H177ZM28 264V263H27ZM70 264V263H69ZM72 264V263H71ZM246 264H248L246 262Z\"/></svg>",
  "mask_w": 264,
  "mask_h": 264
}]
</instances>
